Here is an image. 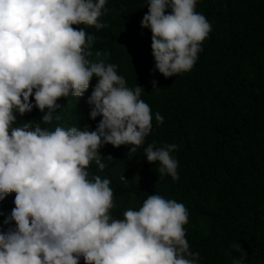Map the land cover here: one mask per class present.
<instances>
[{
    "label": "clouds",
    "instance_id": "clouds-1",
    "mask_svg": "<svg viewBox=\"0 0 264 264\" xmlns=\"http://www.w3.org/2000/svg\"><path fill=\"white\" fill-rule=\"evenodd\" d=\"M110 1L0 0V246L29 264H125L91 246L150 234L154 186L180 164L138 152L160 88L95 50L126 19ZM158 49L162 80L186 78L171 49ZM107 178L101 198L85 195ZM136 188L147 195L126 205ZM133 250L123 249L127 264Z\"/></svg>",
    "mask_w": 264,
    "mask_h": 264
},
{
    "label": "trees",
    "instance_id": "trees-1",
    "mask_svg": "<svg viewBox=\"0 0 264 264\" xmlns=\"http://www.w3.org/2000/svg\"><path fill=\"white\" fill-rule=\"evenodd\" d=\"M113 7L126 19L95 50L160 88L159 116L142 115L152 131L138 152L151 151L154 165L171 152L180 164L168 167L169 183L154 186L150 234L91 251L125 264L127 247L132 264H264V0H113ZM158 48L171 49L186 78L162 80ZM112 180L85 195L101 198ZM126 192V205L148 193ZM16 252L0 246V264H29Z\"/></svg>",
    "mask_w": 264,
    "mask_h": 264
},
{
    "label": "rangeland",
    "instance_id": "rangeland-1",
    "mask_svg": "<svg viewBox=\"0 0 264 264\" xmlns=\"http://www.w3.org/2000/svg\"><path fill=\"white\" fill-rule=\"evenodd\" d=\"M169 37H167V41H168ZM52 124H54V122H51ZM51 135V134H50ZM49 135V136H50ZM53 139H56L55 137L52 136ZM92 159H95V158H92ZM121 236L120 234L117 233V237ZM92 251L94 252H98V250H95L94 248L91 249Z\"/></svg>",
    "mask_w": 264,
    "mask_h": 264
}]
</instances>
